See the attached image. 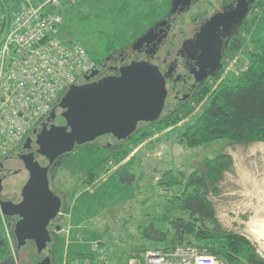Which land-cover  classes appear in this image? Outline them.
<instances>
[{"label": "rangeland", "instance_id": "obj_1", "mask_svg": "<svg viewBox=\"0 0 264 264\" xmlns=\"http://www.w3.org/2000/svg\"><path fill=\"white\" fill-rule=\"evenodd\" d=\"M2 4L0 15L9 11ZM20 6L13 4L10 9L14 11ZM168 9L170 0L62 1L59 13L64 21L60 32L64 38L88 49L96 63L105 50L133 44L164 17ZM234 48L232 56L230 48L223 70L213 80L212 92L225 83L235 84L247 69L252 55L264 54L262 7L250 12L245 20L243 42ZM210 99L205 96L191 115L183 117L182 114L178 125L195 122ZM149 131L127 147L117 143L108 150V138L98 139L88 146L77 145L64 161L60 159L52 167L50 188L62 200L60 213L52 224L57 238L51 258L53 263L63 264L69 254L74 258L88 255L91 242L105 246L111 264H127L133 257H144V249L150 244L142 237L144 229L154 224L168 231L172 219L188 218L181 208V197L186 193L206 192L205 188L189 182L190 174L200 176L205 162L222 154L232 157L233 168L225 171L217 183L218 193L211 190L207 194L214 205L218 226L222 231L239 236L240 241L236 237L238 244L242 241L249 244L264 258V141L243 145L221 139L189 146L186 139L177 135L172 124ZM109 142L114 141L110 139ZM125 150H129L128 154L116 162ZM124 165H129L135 173L132 184L123 182L118 174ZM221 241L212 244L202 241L197 244L199 246H180L171 252L183 249L197 255H212L224 264H248L244 256L239 255L241 260L239 256L228 260L211 253L210 248L218 247ZM236 241L225 242V245L234 247ZM15 251L14 223L0 210V264H16Z\"/></svg>", "mask_w": 264, "mask_h": 264}, {"label": "water", "instance_id": "obj_2", "mask_svg": "<svg viewBox=\"0 0 264 264\" xmlns=\"http://www.w3.org/2000/svg\"><path fill=\"white\" fill-rule=\"evenodd\" d=\"M191 1L174 0L173 6H189ZM237 1L233 11L213 16L202 28L203 35L218 30L221 24L230 30L242 21L255 0ZM152 71L153 84L157 85L160 77L155 66L143 62L125 67L119 78L72 85L23 144L0 159V210L4 217L18 219L14 225L16 264H52L53 241L48 226L59 215L62 200L51 191V168L77 145L100 136L113 134L124 140L135 130L136 121L148 118L140 111L148 104L141 97L147 93L145 83ZM92 74L87 72L85 77ZM129 89L134 90L136 98L126 93Z\"/></svg>", "mask_w": 264, "mask_h": 264}, {"label": "built area", "instance_id": "obj_3", "mask_svg": "<svg viewBox=\"0 0 264 264\" xmlns=\"http://www.w3.org/2000/svg\"><path fill=\"white\" fill-rule=\"evenodd\" d=\"M62 1L67 0H0L9 8L0 15V159L18 149L66 91L93 69L88 49L60 32ZM13 4L21 6L13 11ZM89 251L78 258L65 253L63 264H111L105 246L91 242ZM128 264L224 263L194 251L156 249Z\"/></svg>", "mask_w": 264, "mask_h": 264}, {"label": "flooded vegetation", "instance_id": "obj_4", "mask_svg": "<svg viewBox=\"0 0 264 264\" xmlns=\"http://www.w3.org/2000/svg\"><path fill=\"white\" fill-rule=\"evenodd\" d=\"M173 3L174 0H170L169 12L133 44L124 48L105 50L101 58L96 63L94 62L93 69L90 71L93 74L90 78L84 76L77 83V85H82L105 77L119 78L124 68L133 62H143L156 68L160 77L159 83L153 84L155 76L152 71L151 77H148V82L145 83L147 93L141 97L148 104L140 111L148 118L136 121L135 130L124 140H120L113 134L98 137L96 140L108 138L109 141L110 139L114 141L113 143L107 142L108 150H111L117 143H120L122 147H127L129 143L135 141L134 139L150 133L149 129L162 128L182 114L196 109L197 100L209 88L211 89L207 96L212 94L213 80L223 70L225 57L233 42L236 40L243 42L245 20L250 15L253 4L250 5L242 21L233 24L230 30L227 31L226 26L221 24L218 30L213 29L214 32L210 31L203 35L202 28L213 16L233 11L237 7L238 1L192 0L189 6L178 5L175 8ZM217 34H220L218 38ZM219 39L221 40L220 44ZM219 55L220 60L218 61ZM155 88L160 89L154 90ZM126 93L134 98L137 97L134 90L131 92L129 89ZM175 127L172 126V128ZM91 143H87L85 146ZM69 155L60 157L56 163L60 159L64 161ZM51 191L53 190L51 189ZM57 217L48 226L53 241L52 259L53 248L57 241L55 233L52 232V224ZM10 218L15 225L18 219ZM56 230H60L58 226H56Z\"/></svg>", "mask_w": 264, "mask_h": 264}, {"label": "trees", "instance_id": "obj_5", "mask_svg": "<svg viewBox=\"0 0 264 264\" xmlns=\"http://www.w3.org/2000/svg\"><path fill=\"white\" fill-rule=\"evenodd\" d=\"M256 7L264 9V0H255L250 11L252 12ZM241 43L240 40L233 42L230 56L235 52V45ZM210 89L197 100V105L208 95ZM210 98V102L206 107H203L202 113L195 122L184 124L185 126L182 125L184 127L182 128V126H178L181 120L178 117L170 123L172 126H176L174 131L181 138L186 139L189 146L206 145L221 139L243 145L264 141V54L254 53L247 69L241 73L237 82L235 84L225 83L218 90L212 92ZM194 110L184 113L183 117L191 115ZM128 152L129 150L122 151L119 155L122 157H119L116 162L123 159ZM205 163L206 166L200 172V176L196 177L195 174H190L189 182L192 185L196 184L205 188L206 192L186 193L181 197V208L189 217L178 216L172 219L168 231L158 229L154 224L148 225L144 229L142 237L150 244L144 250L147 252L159 249L171 253L172 250L180 246H199L197 244L202 241L212 244L216 240H222L218 247L210 248L211 253L221 255L228 260L240 255L246 258L248 264H264V258L253 251L249 244L243 243V241L242 244H238L239 236L221 230L218 226L214 205L207 196L211 190L218 193L217 183L222 180L225 171L233 168L232 157L222 154ZM118 174L123 182L131 184L136 177L129 165L120 168ZM236 237H238L237 241ZM232 239L236 241L233 244L234 247L225 245V242H233ZM88 255H83V257ZM240 256L239 260H241ZM7 259L13 260L9 257Z\"/></svg>", "mask_w": 264, "mask_h": 264}, {"label": "crops", "instance_id": "obj_6", "mask_svg": "<svg viewBox=\"0 0 264 264\" xmlns=\"http://www.w3.org/2000/svg\"><path fill=\"white\" fill-rule=\"evenodd\" d=\"M67 39H69V38H67ZM73 41H74V40H73ZM72 240H73V239H72ZM73 243H75L74 240H73ZM86 247H87V246H86ZM87 249H89V247H88Z\"/></svg>", "mask_w": 264, "mask_h": 264}]
</instances>
